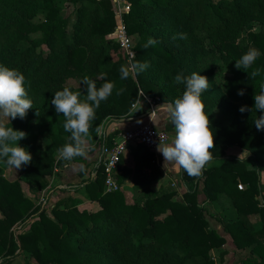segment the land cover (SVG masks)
I'll list each match as a JSON object with an SVG mask.
<instances>
[{
    "label": "trees",
    "instance_id": "trees-1",
    "mask_svg": "<svg viewBox=\"0 0 264 264\" xmlns=\"http://www.w3.org/2000/svg\"><path fill=\"white\" fill-rule=\"evenodd\" d=\"M129 1L131 11L125 22L128 32L139 37L135 62H149L150 67L122 80L119 69L127 62L119 44L107 38L117 23L111 0H66L67 9L56 0H0V64L25 75L33 102L24 119L17 117L8 125L27 133L19 144L33 159L22 166L19 180L4 176L2 170L10 167L2 163L0 168V264H12L23 253L35 260L30 264H216L213 252L220 251L223 259L226 240L212 227L211 216L230 234L236 250L246 252L242 264H264L260 184L264 130L253 122L261 113L251 111L254 96L264 83V0ZM254 21L259 23V31L250 29ZM159 32L163 39L171 32L173 41H168L169 36L161 40ZM179 33H187V39H174ZM149 37L158 42L145 48ZM249 47L261 52L252 68L234 67L219 97H211L208 90L202 93L209 119L226 104L235 110L230 124L211 122L215 135L212 161L221 163L205 166L198 177L181 169V191L171 185L155 190L152 185L161 175L157 152L129 144L134 165L123 167L117 182L122 185L131 179L137 193L135 203L130 204L120 190L105 191L103 161L90 171L94 162L87 155L101 149L103 137L112 146L119 130L110 131V125L138 116L133 114V105L143 100L141 92L173 105L185 90L184 84L174 83L177 74L207 70L201 75L210 78L216 56L208 59L207 55L220 53L235 66ZM188 49L193 64L184 62ZM256 68L261 74L252 79L249 73ZM85 75L97 80L98 86L104 80L113 81L115 88L90 122L88 140L93 144L86 155L65 159L58 150L71 142V133L64 130L63 113H57L51 101L64 87L81 92L83 98L87 93L81 83ZM120 89L124 91L117 94ZM241 89L245 90L243 96L238 95ZM245 105L250 110L241 113L239 109ZM33 122L45 131L43 137L50 143L39 142ZM167 129L175 133L171 121ZM234 146L254 154V168L247 167V160L228 156ZM70 163L82 165V182L69 188L70 194L51 210L24 193L22 182L40 195L49 189V177L56 174V168ZM123 163L122 158L119 168ZM240 183L244 189L238 188ZM201 194L203 201L199 200ZM179 195L182 200L177 199ZM204 202L216 204L218 212L208 216ZM253 217L258 218L259 228ZM25 224L29 227L22 231L19 226Z\"/></svg>",
    "mask_w": 264,
    "mask_h": 264
},
{
    "label": "clouds",
    "instance_id": "clouds-1",
    "mask_svg": "<svg viewBox=\"0 0 264 264\" xmlns=\"http://www.w3.org/2000/svg\"><path fill=\"white\" fill-rule=\"evenodd\" d=\"M173 38L187 39V33H179ZM157 42L149 37L144 47L155 45ZM260 55L258 48L249 47L240 59L236 60L235 67L246 71L252 68ZM148 67L149 62L139 61L130 66L122 65L119 69L120 78L127 79L131 74H139ZM249 74L254 79L261 74V70L256 68ZM81 83L87 89L83 98L81 92L64 87L55 93L51 101L57 113H63L64 130L71 133V142L58 150L65 159L86 155L90 122L95 119L96 110L101 102L106 101L115 88L113 81L104 80L98 86L97 80L87 75L83 77ZM174 83L185 85L182 95L174 100L173 105L168 106L169 119L176 134L171 143L160 142L157 151L162 154L165 162H174L177 170L183 169L188 175L198 177L212 161L213 154L210 149L215 147V135L202 100V93L208 90L209 79L199 72H193L188 76L181 72L174 77ZM29 87L30 84H26V77L22 72L0 64V163L15 169L31 163L33 159L31 152L19 144V141L26 138L27 133L8 126L12 119L17 117L24 119L29 109L33 108L27 91ZM123 91L120 89L117 94H122ZM244 94V89L238 92L240 96ZM254 100L255 105L251 111L255 110L261 115L253 122L258 130H264V83H261L260 92L255 94ZM249 110L246 105L239 109L241 113Z\"/></svg>",
    "mask_w": 264,
    "mask_h": 264
},
{
    "label": "rangeland",
    "instance_id": "rangeland-1",
    "mask_svg": "<svg viewBox=\"0 0 264 264\" xmlns=\"http://www.w3.org/2000/svg\"><path fill=\"white\" fill-rule=\"evenodd\" d=\"M112 1V0H111ZM57 4L61 7V8H66V0H56ZM113 3V1H112ZM67 9V8H66ZM113 10L115 12L116 15V19H117V14H116V10H115V6L113 5ZM66 12L68 13L69 10H66ZM260 25L257 21H254L251 24L250 29L252 31H259L260 30ZM159 37H161V40L163 39V32H159ZM138 35H132L135 44L137 46V43L139 42V37H137ZM168 36H171V32H168V34L166 33V35L164 37H166L165 41L168 39ZM169 42L173 41V39H171V37L168 39ZM209 41L206 43L205 45V49L207 50L209 48L208 45ZM192 51L191 50H187V52L184 54V62L188 61L190 62L191 56H192ZM216 56V57H215ZM212 57H215V59L212 61V71H213V75L208 78L209 79V87H208V91L212 96H214L215 94H218L217 97H219L221 94H219L218 92L223 93L225 91L224 88V82L227 78H231L233 76V69L235 66H233L234 64L232 62H230L227 58L222 57L220 55V53H212L211 55H207L206 58L210 59ZM191 64H193L194 62H190ZM207 71V70H206ZM206 71H203L201 74H204ZM234 105V104H233ZM238 105V104H236ZM231 104H226V107H222L220 110H217V112H214L212 115H210V121L212 122V124H218V123H223V124H230L233 120L234 117V113L235 110L234 108L230 107ZM229 109V110H228ZM33 126H34V131H36V133L38 135H40L39 137V142L46 145L47 143H50L49 141H47L46 138L43 137V135L45 134V131H41V127L33 122ZM44 132V133H43ZM171 136V135H169ZM91 143V145L93 144V141L89 140ZM236 147V146H234ZM233 147H230V149L227 151V154H231L234 156H237L239 158H243V160H247V167L249 168H254L255 167V157L254 154L251 151H248L249 153H245V149L240 148V150L242 149L243 155L239 154L237 155V153L234 151L232 152ZM239 148V147H237ZM245 154V155H244ZM241 155V156H240ZM249 155V156H248ZM246 156H248L247 158H245ZM213 162L210 161L206 167H208L210 164H212ZM0 168L2 169V163H0ZM59 174H61L60 176H56L57 174H54L52 176L49 177V189L43 190L42 192H40V195H35L30 191V186L25 183L22 182L23 188H24V193L31 197L33 200H35V202L38 205H43L44 207H46L49 210L52 209V206H54L56 204L57 201L61 200L62 198L68 196L70 194L69 191H67L69 188H71L72 186H77L78 184H80L81 182V178L79 176V172L80 170H63L62 173H60L62 170H57ZM60 171V172H59ZM65 171V172H64ZM2 173L4 174V176L9 179V180H19L21 178V174H22V167L20 169H15V168H7V169H3ZM260 184H261V190L264 194V172H262L261 174V178H260ZM242 186V188L244 189V184L240 183L239 186ZM174 190L179 191V187H177L176 185H171ZM63 187V188H61ZM239 188V187H238ZM241 189V188H239ZM50 191V192H49ZM121 191V190H120ZM135 191V190H134ZM124 193V191H122ZM45 193L47 195L46 200H44L45 203H43V201L41 200V195ZM125 194V193H124ZM76 197L78 195H75ZM80 197L82 198H86L85 195H80ZM137 197V193L135 191L134 195H133V201L129 203L133 204L135 203L134 198ZM205 198V196L203 194H201L199 196V200L203 201ZM177 199L182 200V197L179 195L177 197ZM214 204V203H209V202H205L203 204V206L205 208H207V212H208V216H211V214H216L218 212V206ZM208 220L210 221L211 225L213 228H215L218 233L226 240L225 245L223 246V248L221 249L222 251H225L226 254L224 256L223 259H221L220 256V251L219 253H217L216 251L213 252V258L215 260L216 264H242V260L246 255L245 251H238L236 250V246L233 242L232 237L230 236V234L226 231V229L224 228V226L220 223V221H218L216 218L214 217H208ZM253 223L255 224L256 228L260 227V222L258 220V218L253 217L252 219ZM29 227V224H25L23 226H19L20 229L26 230ZM35 260L34 259H30L28 258L26 255L21 254L20 256L16 257L12 264H30V263H34Z\"/></svg>",
    "mask_w": 264,
    "mask_h": 264
},
{
    "label": "built area",
    "instance_id": "built-area-1",
    "mask_svg": "<svg viewBox=\"0 0 264 264\" xmlns=\"http://www.w3.org/2000/svg\"><path fill=\"white\" fill-rule=\"evenodd\" d=\"M112 1L117 14V23L113 33L107 38L115 40L119 44L127 65L130 66L135 63L136 59V44L132 35L128 32L125 22V15L129 14L131 11V3L129 0ZM141 95L143 96V100L148 105L150 114L153 116L156 115V108L162 104L161 98H151L142 92ZM137 103L133 105V109L137 107ZM115 130H119V133L115 137L112 146L105 144L103 137V144L101 145L100 149L106 172L105 191L108 192L122 190L121 185H119L117 182V175L120 172L119 164L123 156L126 154L129 144H141L157 151V146L160 142L164 144H168L170 142V136L168 132L158 128L155 129V126L152 124V122L142 123L133 129L119 128ZM57 170L58 168H56V172H58ZM239 188L243 189L241 185ZM41 200L43 203H45V196H42Z\"/></svg>",
    "mask_w": 264,
    "mask_h": 264
},
{
    "label": "crops",
    "instance_id": "crops-1",
    "mask_svg": "<svg viewBox=\"0 0 264 264\" xmlns=\"http://www.w3.org/2000/svg\"><path fill=\"white\" fill-rule=\"evenodd\" d=\"M147 113H149L147 103L144 100H140L137 103V107L135 109H133V114H138V116H141V115H144ZM145 122H152V124L155 126V129L158 128V129H162V130L167 131L168 134L171 135L169 143H171L174 140L175 133L172 131H169L167 129V127L170 126V119H169V113H168L167 108L159 109L157 111L156 115L153 116V115L149 114L145 119H143L141 121L128 122V123H120L119 122L116 125L112 124L109 127H110V131L115 130V129H119V128L120 129H133V128H136L138 125L145 123ZM91 143L92 142H90L89 140L87 141L88 148L91 146ZM231 151L232 152L235 151L237 153V155L243 153L242 152L243 150L242 149L240 150V148H237V147H233ZM244 151H245V153H249L246 150H244ZM156 152H157V156H156L157 164L161 168V175L153 183V185H152L153 189L157 190L162 186L176 185L177 187H179L178 190L181 191L180 190L182 188L180 185V183H181V169L177 170L174 162H165L162 154L158 151H156ZM241 155H243V154H241ZM60 156H62V155L60 154L59 157ZM228 156L243 160V158H239V157L231 155V154H228ZM248 156H246L245 158H247ZM87 159L94 162L93 166L90 167V169H89L90 171H93L95 169V167H97L98 164L100 162H102V160H103V156H102L100 149H97L94 153H89L87 155ZM123 159H124V163L122 164V166L120 168V172H121L123 167H125V166H131L132 167L134 165L133 160H131V155H130L129 149L127 150L126 154L123 156ZM212 162L213 163L210 165H218L221 163V160H213ZM81 168H82V165L79 163H70V164H67L63 167H59L58 170L59 169L62 170L61 172L59 171L60 173H62L63 170H68V169H70V170H77V169L81 170ZM57 173L58 172H56V174ZM60 175L61 174L58 173L56 176L58 177ZM81 182H82V180H81ZM134 186L135 185L131 181V179L124 181L121 185V187H122L121 191H124L128 202L133 201V195L135 193ZM61 188H63V187H61Z\"/></svg>",
    "mask_w": 264,
    "mask_h": 264
},
{
    "label": "water",
    "instance_id": "water-1",
    "mask_svg": "<svg viewBox=\"0 0 264 264\" xmlns=\"http://www.w3.org/2000/svg\"><path fill=\"white\" fill-rule=\"evenodd\" d=\"M170 105H172V104H161V105H159L156 108V110L158 111L159 109H164V108H167L168 109V106H170ZM149 114H150V112L147 113V114L141 115V116H137V117L131 118V119H123V120H121L120 123H128V122L141 121V120L145 119Z\"/></svg>",
    "mask_w": 264,
    "mask_h": 264
}]
</instances>
